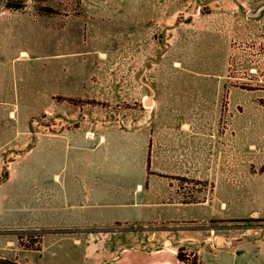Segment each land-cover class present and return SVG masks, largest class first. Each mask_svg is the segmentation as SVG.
<instances>
[{
    "label": "rangeland",
    "instance_id": "obj_1",
    "mask_svg": "<svg viewBox=\"0 0 264 264\" xmlns=\"http://www.w3.org/2000/svg\"><path fill=\"white\" fill-rule=\"evenodd\" d=\"M4 3L6 146L14 116L48 136L146 129L158 163L148 175L188 204L154 226L158 248L180 264H264V12L248 17L264 0ZM11 235L0 232V264H59L55 246L17 251ZM42 235L17 233L19 250H39Z\"/></svg>",
    "mask_w": 264,
    "mask_h": 264
},
{
    "label": "crops",
    "instance_id": "obj_2",
    "mask_svg": "<svg viewBox=\"0 0 264 264\" xmlns=\"http://www.w3.org/2000/svg\"><path fill=\"white\" fill-rule=\"evenodd\" d=\"M29 120L17 129L14 116L8 146L0 132V232L12 233L9 244L38 254L53 245L59 264H180L158 248L154 226L177 221L169 213L188 204L169 200L168 182L148 175L158 164L150 132L48 136ZM39 230L40 249L19 250L17 233Z\"/></svg>",
    "mask_w": 264,
    "mask_h": 264
},
{
    "label": "trees",
    "instance_id": "obj_3",
    "mask_svg": "<svg viewBox=\"0 0 264 264\" xmlns=\"http://www.w3.org/2000/svg\"><path fill=\"white\" fill-rule=\"evenodd\" d=\"M4 7L5 9L12 10V11L22 10L24 8V0L23 1L20 0V2H16L15 0H5ZM47 9H50V8H47ZM177 260L183 261L179 255H177ZM12 264H16V263H12Z\"/></svg>",
    "mask_w": 264,
    "mask_h": 264
},
{
    "label": "water",
    "instance_id": "obj_4",
    "mask_svg": "<svg viewBox=\"0 0 264 264\" xmlns=\"http://www.w3.org/2000/svg\"><path fill=\"white\" fill-rule=\"evenodd\" d=\"M264 12V5L260 6L255 12H251L248 14L249 18H258Z\"/></svg>",
    "mask_w": 264,
    "mask_h": 264
}]
</instances>
